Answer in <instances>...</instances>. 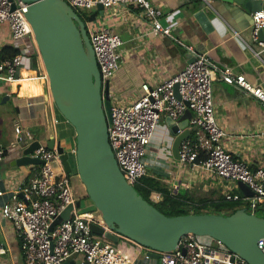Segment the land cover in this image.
Instances as JSON below:
<instances>
[{
    "label": "built area",
    "instance_id": "2783aa9c",
    "mask_svg": "<svg viewBox=\"0 0 264 264\" xmlns=\"http://www.w3.org/2000/svg\"><path fill=\"white\" fill-rule=\"evenodd\" d=\"M63 1L70 7L94 10L97 4H101L103 8L134 6L146 19L151 33L166 35L171 31L169 26L160 23L161 11L148 0ZM26 11L27 5L21 0H0V25L8 26V44L17 50L11 59L0 62L1 84L18 82L21 71L29 69L24 61L30 59L31 64L33 54H37L36 57L39 58L32 29L25 18ZM251 15V41L257 47L255 54H259L264 50V34L262 39L258 36V31L264 30V11L259 10ZM95 18L86 19L83 24L97 64L103 100L104 82L113 77L119 66V48L123 42L110 28H98ZM187 50L192 52L193 47L187 46ZM193 58L169 79L153 85L141 83V92L129 101L112 105L109 92L111 121L107 123V136L118 169L131 186L141 176H155L147 173L148 169L141 159L153 151L148 144L156 125L162 117L177 121L189 110V135L180 141L176 160L191 170L198 168L207 177L220 182H243L253 192L252 196L246 197L235 192V186L232 191L225 192L223 197L226 201L242 202L245 210H249L247 212L254 213L257 207H264V168L250 169L245 162L233 158L223 146L221 139L225 132L215 116L212 79L218 74L223 82L240 87L263 107L264 90L229 68L218 69L205 54H197ZM174 84H177L179 99L174 95ZM13 135L12 147L21 145L23 149L37 141L38 146L29 156L42 161V164L30 165L37 167L35 175L21 180L15 191L10 192V202L0 207L1 215L12 222L17 232L23 264H69L74 261L71 259L73 255H80L88 264H134L142 247L135 243L131 245L134 250L128 251L122 248L123 242L117 246L104 236L94 234L88 225L90 222L107 229L100 212L76 210L74 202L77 199L68 174L59 164L55 146L47 148L17 122L13 124ZM4 156V148L0 145V162ZM54 162L59 164L57 179ZM171 174L168 169L166 175L169 177ZM168 185L173 184L170 182ZM150 199L157 202L161 196L152 192ZM69 204L72 205L69 218L49 230L56 215ZM204 237L206 236L183 235L172 250L157 252L156 264H248L219 240ZM257 247L264 254V237L257 240ZM4 252L0 244V264ZM144 258L148 257L144 254Z\"/></svg>",
    "mask_w": 264,
    "mask_h": 264
},
{
    "label": "crops",
    "instance_id": "0c3cea01",
    "mask_svg": "<svg viewBox=\"0 0 264 264\" xmlns=\"http://www.w3.org/2000/svg\"><path fill=\"white\" fill-rule=\"evenodd\" d=\"M148 1L161 11L159 21L163 26L170 27L169 34L151 33L146 19L134 6L103 8L102 16L98 14L95 18L98 28H110L123 42L119 48V66L110 79V93L120 92L125 96L122 101H129L141 92V83L153 85L169 79L191 58L201 53L207 55L218 69L229 68L264 90V50L255 54L257 47L251 41L250 13L242 8L243 11H239L234 5L221 0ZM261 10L264 11V5ZM0 35V46L8 44L9 30L6 24L0 25ZM187 46H192L193 51L189 52ZM25 65L30 68V63L26 62ZM40 72L45 75L42 63ZM28 79L38 80L34 77ZM14 84L0 83V98L7 95L6 101H11L13 97H19L13 104L17 116L14 123L22 122V127L45 145L52 140L53 146L57 143L62 146L60 132H68L65 139L68 140V146L63 149L75 154V131L56 109L47 77L44 87H39L40 92L22 97L18 96L19 89L15 90ZM212 96L216 119L225 132L221 139L225 149L233 158L245 162L250 169L261 167L259 160L264 155V107L240 87L223 82L218 74L212 79ZM165 118L162 117L160 123L167 128ZM168 130L170 132L169 127ZM151 148L155 152L156 148ZM16 157H10L7 152L1 161L0 207L10 202V192L15 191L21 180L31 178L37 172V167L30 165L23 172L17 171L9 164ZM167 170L163 168L157 175L164 177L162 181L165 183L172 182L173 185L167 184L168 187L183 193L191 190L194 185L202 184L204 190L211 192L210 196H216L215 185L218 180L207 177L198 168L191 170L175 162L169 177L166 175ZM8 172L13 175H8ZM80 196H86L85 188L78 198ZM0 244L5 251L1 255L2 264H23L17 232L12 222L1 213ZM121 245L125 250H134L125 242ZM80 261L83 264L82 258Z\"/></svg>",
    "mask_w": 264,
    "mask_h": 264
},
{
    "label": "water",
    "instance_id": "95a60500",
    "mask_svg": "<svg viewBox=\"0 0 264 264\" xmlns=\"http://www.w3.org/2000/svg\"><path fill=\"white\" fill-rule=\"evenodd\" d=\"M21 1L27 5L25 18L32 29L53 102L75 131L79 180L107 227L104 229L90 222L91 232L114 243L118 242L119 236L125 237L143 247L144 254L152 258L158 257L157 252L172 250L185 234L209 236L222 242L248 264H264V254L257 247V240L264 237V217L247 212L244 207L229 215L189 213L166 216L134 191L119 171L108 143L110 80L104 82L102 100L100 76L83 22L63 0ZM221 1L250 14L261 10L264 5V0ZM95 8L102 16V5L97 4ZM263 34L264 30L260 29V39ZM173 91L179 99L177 84H174ZM7 97L4 95L1 102H5ZM189 117L190 112L186 110L177 121L165 118L171 134L175 135L171 146L174 159H178L180 141L189 135ZM37 146L38 142L34 141L23 148L10 161V166L17 168L42 164L41 160L29 156ZM46 146L51 149L53 141L49 140ZM55 149L61 168L66 173L70 172L67 153L59 143ZM59 164L53 163L55 179L60 173ZM237 186L242 195L252 196L253 192L243 182L237 181ZM74 206L79 207L78 200ZM71 209L72 205L69 204L59 212L49 230L68 219ZM69 264L74 262L70 261ZM83 264L88 263L84 261Z\"/></svg>",
    "mask_w": 264,
    "mask_h": 264
},
{
    "label": "rangeland",
    "instance_id": "374dc122",
    "mask_svg": "<svg viewBox=\"0 0 264 264\" xmlns=\"http://www.w3.org/2000/svg\"><path fill=\"white\" fill-rule=\"evenodd\" d=\"M71 8L74 12L78 14V16L83 15L84 17L88 16L91 12L94 11V9H83V8H78V7H71ZM36 55L37 54H33L32 57L35 58ZM38 60L41 65L42 61H41L40 55H39ZM26 62L30 63V59H26L24 63ZM26 92H25L26 94H23L22 96H25L31 93V91L29 92L26 91ZM111 93L112 94H111L110 100L112 101V105H119L116 102L122 103V99L125 98V96L122 93L120 92L114 93L113 91ZM101 96H102V91H101ZM18 98L19 97H16V98L13 97L11 101H6V102H1L2 97L0 98V145L7 150L8 155H10V157H14L16 155L18 156L20 154V151L22 150L21 145H17L14 147L11 146V143L14 142L13 124L17 120L16 113L13 109V104H15V102L19 100ZM60 135H61V140L63 144L62 147L66 146L67 148L68 140H65V139H66V136L68 135V132L65 133L64 131H61ZM174 136L175 135L169 132L168 127L167 128L164 127L162 123L159 122L156 125L153 135L148 144V147H155L156 149H158V151L160 150V152L159 153L151 152V154H145V156L141 159V162L148 169L147 173L155 174V177H161L162 179H164V177L157 175L159 174V172H161V169L163 168H168L169 170L173 169V165L175 164V162H178L177 160H173V156L171 152V146H172ZM64 151L68 155L67 160L71 168L70 172L67 173L68 177H70V180H69L70 186L76 194V199L79 201V207H77L76 210L80 212L82 211H90V212H95V213L99 212L96 206L94 205V203L89 198H85L82 196L78 198V196L84 190V185L79 180L78 168H77V162H76V154L68 153V149L67 151L64 149ZM259 162H260L259 165L261 167H264V155L261 156V159L259 160ZM1 164L2 162H0V171H1ZM16 170L19 172H23L24 170H26V166L17 167ZM7 174L13 175L12 172H8ZM163 175L166 176L165 174ZM12 178L14 179V176ZM235 186H236V189H234V191L237 193L239 192L241 193L236 183L234 184L228 181H221V182L218 181V183L215 185V189L217 192L215 197H212L214 196L213 194L212 196H210L211 192L210 191L207 192L206 190H204L202 184L194 185L193 188L189 190L191 192L185 191V193L191 198H193L192 199V201H194L193 203H195L198 199H201V198H210L213 201H217L219 200L218 195H222L227 191H232V188H234ZM225 188H228V189H225ZM255 213L257 216L264 217V209L257 210ZM199 236L201 237L203 235H199ZM208 237L209 236H206L204 238H208ZM121 242H125L128 245L135 244L133 241L128 240L125 237L124 238L120 237L116 245L118 246L119 244H121ZM80 258H81L80 255H73L71 257V259L74 260L76 264H81ZM134 264H156V260L155 258H152V257L144 258V252L141 251L138 255V259L135 260Z\"/></svg>",
    "mask_w": 264,
    "mask_h": 264
},
{
    "label": "trees",
    "instance_id": "16d2710c",
    "mask_svg": "<svg viewBox=\"0 0 264 264\" xmlns=\"http://www.w3.org/2000/svg\"><path fill=\"white\" fill-rule=\"evenodd\" d=\"M98 15V11L94 10L89 16H79L81 21L85 23L86 19L92 20ZM17 50L12 48L10 44L0 46V62L5 59H11ZM21 80L15 82V90H18V96L26 94V91H31L32 94L40 92V86L44 87L45 76L40 72V62L38 58H32L30 68L21 71ZM37 78L28 79V78ZM28 79V80H27ZM44 79V80H43ZM26 92V93H25ZM52 97V96H51ZM53 99V98H52ZM4 148V147H3ZM5 155L7 150L4 148ZM25 178L24 180H27ZM134 191L141 196L145 201L151 204L156 210L166 216L186 215L189 213H214L219 215H229L235 210L242 208L243 203L240 201H226L222 195H218L219 200L213 201L210 198L198 199L195 203L193 198L188 196L185 192H180L178 189L168 187L167 183L162 181L161 177L150 176L149 174L141 176L138 181L132 185ZM239 191V190H238ZM152 192L160 194L161 199L153 202L150 199ZM239 194H241L239 192ZM85 198H88L86 195ZM264 207H257V210H263ZM249 211V210H247Z\"/></svg>",
    "mask_w": 264,
    "mask_h": 264
},
{
    "label": "bare ground",
    "instance_id": "6f19581e",
    "mask_svg": "<svg viewBox=\"0 0 264 264\" xmlns=\"http://www.w3.org/2000/svg\"><path fill=\"white\" fill-rule=\"evenodd\" d=\"M21 80V78L18 80V82Z\"/></svg>",
    "mask_w": 264,
    "mask_h": 264
},
{
    "label": "flooded vegetation",
    "instance_id": "af4514ba",
    "mask_svg": "<svg viewBox=\"0 0 264 264\" xmlns=\"http://www.w3.org/2000/svg\"><path fill=\"white\" fill-rule=\"evenodd\" d=\"M110 86V85H109ZM109 91H110V89H109ZM102 97V96H101Z\"/></svg>",
    "mask_w": 264,
    "mask_h": 264
}]
</instances>
